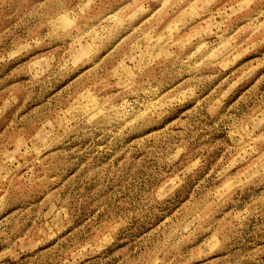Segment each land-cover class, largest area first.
<instances>
[{
	"label": "rangeland",
	"instance_id": "1",
	"mask_svg": "<svg viewBox=\"0 0 264 264\" xmlns=\"http://www.w3.org/2000/svg\"><path fill=\"white\" fill-rule=\"evenodd\" d=\"M0 264H264V0H0Z\"/></svg>",
	"mask_w": 264,
	"mask_h": 264
}]
</instances>
